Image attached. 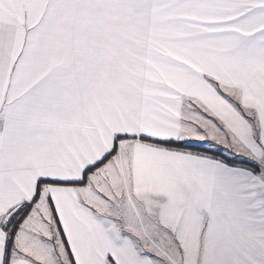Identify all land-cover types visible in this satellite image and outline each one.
<instances>
[{
	"label": "snow or ice",
	"instance_id": "obj_1",
	"mask_svg": "<svg viewBox=\"0 0 264 264\" xmlns=\"http://www.w3.org/2000/svg\"><path fill=\"white\" fill-rule=\"evenodd\" d=\"M0 264H264V0H0Z\"/></svg>",
	"mask_w": 264,
	"mask_h": 264
}]
</instances>
